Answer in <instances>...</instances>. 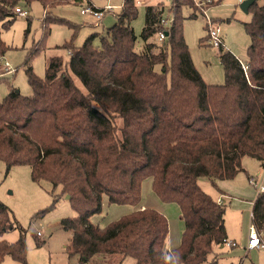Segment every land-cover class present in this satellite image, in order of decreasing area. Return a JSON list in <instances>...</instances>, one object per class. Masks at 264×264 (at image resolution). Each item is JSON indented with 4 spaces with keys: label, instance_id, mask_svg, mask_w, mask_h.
<instances>
[{
    "label": "trees",
    "instance_id": "trees-1",
    "mask_svg": "<svg viewBox=\"0 0 264 264\" xmlns=\"http://www.w3.org/2000/svg\"><path fill=\"white\" fill-rule=\"evenodd\" d=\"M35 2L43 10V37L51 24L64 22L53 14L56 7L96 9L92 0H0L1 28L17 18L15 7ZM169 2L145 7L140 52L131 25L135 0H123L113 25L80 46L73 43L78 26L67 23L71 38L56 48L68 59L49 57L40 78L31 66L42 50L36 44L24 62L30 95L9 86L0 100V161L6 171L28 166L34 182H48L49 207L59 195L69 196L74 216L61 219L60 227L71 233L66 251L76 264H218L208 256L226 238L224 208L198 182L205 178L216 188L233 179L244 171V157L264 168V0L250 5L251 20L244 23L250 38L246 70L223 44L217 47L222 84L206 83L192 63L183 37L188 2ZM165 11L172 14L168 28L161 23ZM96 35L100 47L94 46ZM6 50L0 34V58ZM148 177L153 192L176 204L184 222L181 244L170 251L166 217L138 206ZM104 196L109 204L138 207L101 228L91 218L101 212ZM251 213L264 239V192ZM16 229L15 242L0 239V264L6 256L26 264V230L0 203V237ZM44 242L36 232V246Z\"/></svg>",
    "mask_w": 264,
    "mask_h": 264
},
{
    "label": "rangeland",
    "instance_id": "rangeland-1",
    "mask_svg": "<svg viewBox=\"0 0 264 264\" xmlns=\"http://www.w3.org/2000/svg\"><path fill=\"white\" fill-rule=\"evenodd\" d=\"M137 17L132 22L136 36L135 50L140 52L143 42L140 33L144 24V9L152 4L162 3L169 5L168 0H135ZM188 5L183 9V37L187 44L192 63L196 71L208 84H222L224 82L223 67L218 59V49L209 42L208 31L218 27V36L223 41L224 49L233 53L241 62L246 61V51L250 38L244 29V23L251 20V14H245L240 9V3L245 0H185ZM217 3L212 5V2ZM97 10H103L101 19H96L89 13L82 14L87 8L85 4H67L58 6L53 14L61 18L63 23L50 25L49 33L43 37L42 16L43 10L39 3H32L29 8L22 5L27 16L18 15L8 28L2 29L0 22L1 39L7 46L4 56L0 59V100L8 93L9 86L14 87L23 96H28L31 89L27 83L24 62L36 44L41 45L39 53L34 56L31 66L34 73L43 78L46 62L49 57L61 55L67 60L66 50L56 48L69 41L73 30L67 23L77 25L78 29L73 39L75 46H80L92 33L101 34L115 22V15L120 13L123 0H92ZM21 5H19L20 7ZM92 8V7H91ZM110 9V10H108ZM194 15V16H193ZM192 16V17H191ZM164 18L171 21L172 14L164 12ZM207 25V26H206ZM94 46L100 47V35L93 40ZM7 65L9 71L3 69ZM160 67L157 66L158 70ZM244 171L238 173L232 182L240 186H248L245 196L239 199L219 198V191L211 183L201 178L200 187L215 200H221L224 208L225 234L228 240L233 239L238 245L232 248L220 249L218 245L212 247L208 260L216 259L218 264H264V249L249 250L246 247L248 232L252 221L250 217L251 203L249 200L258 193V185L264 178V168L259 166L255 159L244 157L242 159ZM247 176H250L249 180ZM256 181L257 187H254ZM251 181V182H250ZM54 194L59 195V188ZM257 195V194H256ZM56 204L52 203V186L48 182H34L28 166H15L6 171V166L0 161V203L12 212L17 224L26 230V264H76L75 258L68 257L66 246L69 244L71 233L60 227V220L72 218V210L68 199L58 196ZM218 197V198H217ZM238 197V196H235ZM164 203L152 190L151 178H145L141 184L140 202L144 206L160 212ZM137 206V207H138ZM49 207V208H48ZM131 205L109 204L106 197L102 198L101 212L91 218V222L104 228L109 222L119 219L137 208ZM48 208V209H47ZM46 211L35 217L42 210ZM168 221V234L166 249L169 251L181 244L184 232V222L181 219L179 207L174 203L166 205ZM39 232L38 239L45 242L36 246L35 234ZM19 237V230H10L0 239L10 243ZM126 259L124 264H130ZM2 264H19L10 256H6Z\"/></svg>",
    "mask_w": 264,
    "mask_h": 264
},
{
    "label": "built area",
    "instance_id": "built-area-1",
    "mask_svg": "<svg viewBox=\"0 0 264 264\" xmlns=\"http://www.w3.org/2000/svg\"><path fill=\"white\" fill-rule=\"evenodd\" d=\"M168 1H170V0H168ZM108 10H110V9H108ZM14 12L17 15H20V16H25V17L27 16V11L23 10L19 6L14 8ZM81 13L82 14L89 13L93 17H95L96 19H101L102 16H103V11L102 10H97V9H94V8H91V7L84 8L81 11ZM161 23L165 27L168 28L169 24H170V20L163 18L161 20ZM208 32H209L208 33V37H209V42L210 43H212L214 46H217V47H219L220 45L223 44L222 39L218 36V32H219L218 27H216L214 29L210 28ZM164 38H165V34L163 32L158 35V40L159 41L163 40ZM241 66H242L243 70L245 71L246 70V65L244 64V62H241ZM3 69L5 71H9L6 64L4 65ZM253 184L257 187L255 182ZM262 192H264V178H263V181L261 182V184L258 185V193H262ZM217 203L220 204L222 202H221V200H218ZM250 217H251V220H252V213H250ZM37 235L41 236V234L39 232H37ZM222 245H224L227 248H232V247L236 246V243L234 241H232V240H228L227 238H224L223 241H222ZM246 247L249 250H252V249H255V250L264 249V239L262 237V233L259 232L253 224H252V226H250V229H249V232H248V241H247Z\"/></svg>",
    "mask_w": 264,
    "mask_h": 264
},
{
    "label": "crops",
    "instance_id": "crops-1",
    "mask_svg": "<svg viewBox=\"0 0 264 264\" xmlns=\"http://www.w3.org/2000/svg\"><path fill=\"white\" fill-rule=\"evenodd\" d=\"M93 4V3H92ZM22 7V5L20 6V8ZM250 176H247V179L249 180ZM233 181V179H231ZM230 180H224V181H218L217 182V187L216 189L219 191V198H221L223 200V198H226V199H230V198H235V199H239L241 198V196H245L246 195V192H248L249 190V187L248 186H240L244 181H239L237 184H235V182H232ZM251 182V181H250ZM252 182H255V180L252 179ZM253 184V183H252ZM254 187H256L254 185ZM215 188V187H214ZM258 194V193H256ZM253 195V197L249 200V202L251 203V208H252V203L253 201L255 200L256 196L257 195ZM210 196V195H209ZM235 196H238V197H235ZM217 197V198H218ZM217 199H215L216 201ZM166 205H168V203H164L163 206H161L160 208V213H162L164 216H166V212H167V209H166ZM220 205H222V203H220ZM141 209H144L146 207L144 206H140ZM251 213V211H250ZM227 237V236H226ZM233 240V239H231ZM235 242V241H234ZM236 243V242H235ZM238 244L236 243V246ZM220 249L224 248V245H220L218 246ZM168 250V249H167ZM252 250H255V249H252ZM218 262V261H217Z\"/></svg>",
    "mask_w": 264,
    "mask_h": 264
},
{
    "label": "water",
    "instance_id": "water-1",
    "mask_svg": "<svg viewBox=\"0 0 264 264\" xmlns=\"http://www.w3.org/2000/svg\"><path fill=\"white\" fill-rule=\"evenodd\" d=\"M256 1H261V0H245L240 3V9L242 12L245 14L248 13V8L250 7L251 4H253ZM16 93H19L18 90H16ZM66 199H69V196H65Z\"/></svg>",
    "mask_w": 264,
    "mask_h": 264
}]
</instances>
